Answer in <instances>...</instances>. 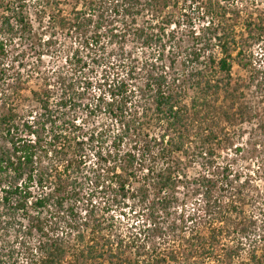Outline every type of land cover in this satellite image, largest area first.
<instances>
[{
    "label": "trees",
    "instance_id": "trees-1",
    "mask_svg": "<svg viewBox=\"0 0 264 264\" xmlns=\"http://www.w3.org/2000/svg\"><path fill=\"white\" fill-rule=\"evenodd\" d=\"M189 2L184 50V0H0V264H264L232 50Z\"/></svg>",
    "mask_w": 264,
    "mask_h": 264
},
{
    "label": "rangeland",
    "instance_id": "rangeland-1",
    "mask_svg": "<svg viewBox=\"0 0 264 264\" xmlns=\"http://www.w3.org/2000/svg\"><path fill=\"white\" fill-rule=\"evenodd\" d=\"M184 1L186 3L183 4V14L192 16V22H188L185 17L178 19L177 15L172 20L180 23L177 39L185 50L190 44V27L197 31L208 26L211 19L207 16L200 19L202 16L193 15L197 12L194 8L199 3L191 4L190 0ZM216 2L217 10L213 12V22L218 28L217 36L227 37L232 50L230 90L234 95V105L231 112L236 114L243 109L246 113L244 118L237 115L233 126L229 127L232 146L228 152L222 154V158L229 156L235 171L243 172L244 178L246 174L257 172L264 174V133L259 129L264 127V0H216ZM216 45L214 54L221 57L218 39ZM44 62L47 65H52L53 62L57 65V61L50 57H45ZM98 71L101 72V69ZM36 85L35 81L32 82L31 89H36ZM249 116H253L252 121L249 120ZM103 120L100 119L98 122L110 126L109 120ZM223 126L221 123V127ZM236 148H241L242 151L237 153ZM220 163L226 164L223 159ZM258 176L260 175H257L254 185L263 190L264 180ZM15 259L23 261L22 257L17 255ZM243 259L248 258L243 255Z\"/></svg>",
    "mask_w": 264,
    "mask_h": 264
},
{
    "label": "built area",
    "instance_id": "built-area-1",
    "mask_svg": "<svg viewBox=\"0 0 264 264\" xmlns=\"http://www.w3.org/2000/svg\"><path fill=\"white\" fill-rule=\"evenodd\" d=\"M209 24V23H208Z\"/></svg>",
    "mask_w": 264,
    "mask_h": 264
}]
</instances>
